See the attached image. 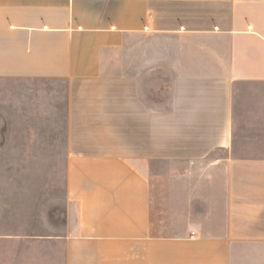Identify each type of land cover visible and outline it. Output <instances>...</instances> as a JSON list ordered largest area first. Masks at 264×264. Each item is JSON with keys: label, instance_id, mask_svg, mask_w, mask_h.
Masks as SVG:
<instances>
[{"label": "crops", "instance_id": "obj_1", "mask_svg": "<svg viewBox=\"0 0 264 264\" xmlns=\"http://www.w3.org/2000/svg\"><path fill=\"white\" fill-rule=\"evenodd\" d=\"M264 0H0V264H264Z\"/></svg>", "mask_w": 264, "mask_h": 264}, {"label": "rangeland", "instance_id": "obj_2", "mask_svg": "<svg viewBox=\"0 0 264 264\" xmlns=\"http://www.w3.org/2000/svg\"><path fill=\"white\" fill-rule=\"evenodd\" d=\"M233 113L235 155H263L264 82L237 85Z\"/></svg>", "mask_w": 264, "mask_h": 264}]
</instances>
